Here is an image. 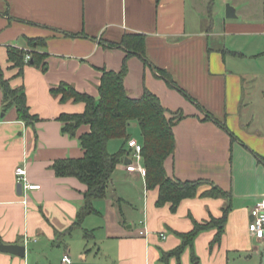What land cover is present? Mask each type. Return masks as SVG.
Returning a JSON list of instances; mask_svg holds the SVG:
<instances>
[{
    "label": "crops",
    "instance_id": "crops-1",
    "mask_svg": "<svg viewBox=\"0 0 264 264\" xmlns=\"http://www.w3.org/2000/svg\"><path fill=\"white\" fill-rule=\"evenodd\" d=\"M230 3L236 18L217 15L215 0H0L1 73L25 89L38 118L26 124L16 108L3 112L0 89V244L26 246L25 257L0 252V264H65V256L70 264H264V245L249 230L264 198V0ZM128 35L145 37L144 56L120 45ZM32 39L45 44L32 48ZM12 47L46 54L47 71L26 65L21 73L9 61ZM125 62L129 96L150 91L177 119L168 175L209 184L175 212L169 203L159 207V189L126 169L134 161L127 147L107 196L79 223L86 186L57 177L53 165L84 156L79 137L89 127L71 137L59 118L86 105L62 102L52 90L67 85L98 99L104 72H120ZM18 167L41 186L28 192L27 204ZM211 184L230 197H203ZM229 206L219 241L212 228L164 260L182 245L178 233L221 218Z\"/></svg>",
    "mask_w": 264,
    "mask_h": 264
},
{
    "label": "trees",
    "instance_id": "trees-1",
    "mask_svg": "<svg viewBox=\"0 0 264 264\" xmlns=\"http://www.w3.org/2000/svg\"><path fill=\"white\" fill-rule=\"evenodd\" d=\"M145 43L144 36L128 35L120 45L125 46L138 56H144ZM44 44V39H32L30 41L32 48ZM8 54L9 61L13 63L14 67L19 68L21 73L26 65H32L44 72L47 71V55L44 53L35 50L28 52L12 47L9 48ZM27 54L31 56L28 62L26 61ZM127 74L126 62L120 72L105 71L99 87L98 99L89 94L78 92L67 85L52 90L54 95L61 96L62 102L72 100L75 103L86 105L83 113L62 114L59 118L64 124V133L71 137H76L81 127H89V132L79 137L84 156L76 159H59L53 165L57 177H74L86 186L84 193L86 203L80 211L79 223L86 216L96 212L93 204L95 200L104 199L107 196L117 166L126 159L127 147L130 148L129 141L133 139L129 135V129L134 122L138 124L143 136L141 144L142 163L146 169L147 187L159 189L157 201L159 207L169 203L175 212L183 200L196 197L199 188L209 184L208 181L204 180L184 182L168 175L166 160L176 148L173 128L177 119L167 116V110L160 98L150 91H146L141 98L130 97L125 86ZM0 75V89L3 91V112L16 108L20 120L26 124L36 122L38 118L30 112L25 89L23 87L13 88L9 81L4 78L3 73ZM164 76L167 77V75ZM207 118L210 119L211 116L208 114ZM112 140L124 142L122 149L117 153L109 151V143ZM211 185L212 189L203 193V197L226 199L230 197V194L223 189L214 184ZM229 211L230 206L224 210L221 218H212L204 223L195 221L192 231L178 233L182 239V245L173 252L164 253V260L173 256L180 257L188 246L193 245L195 238L200 233L212 228H218L216 241H219L224 233Z\"/></svg>",
    "mask_w": 264,
    "mask_h": 264
},
{
    "label": "built area",
    "instance_id": "built-area-1",
    "mask_svg": "<svg viewBox=\"0 0 264 264\" xmlns=\"http://www.w3.org/2000/svg\"><path fill=\"white\" fill-rule=\"evenodd\" d=\"M31 56L28 55L26 61L28 62ZM129 147L133 149V158L135 161L131 162L126 166L129 172H139L143 176L146 175V169L143 166L142 159V145L138 143L137 140L132 139L129 141ZM16 176L18 183L23 185V194L25 196L24 203L27 204V195L29 191L40 189V185L32 184L28 178V171L25 167H18L16 169ZM252 221L249 225V230L251 234L264 245V198L258 202L251 212ZM142 234L145 231L141 232ZM163 239L166 238L165 234H161ZM65 264H70L71 259L69 256L63 258Z\"/></svg>",
    "mask_w": 264,
    "mask_h": 264
},
{
    "label": "rangeland",
    "instance_id": "rangeland-1",
    "mask_svg": "<svg viewBox=\"0 0 264 264\" xmlns=\"http://www.w3.org/2000/svg\"><path fill=\"white\" fill-rule=\"evenodd\" d=\"M231 0H226V2H224V0H215V4H216V12L217 15H220L219 12H221V16L223 15V11L226 10L227 5L231 4L230 3ZM215 13V14H216ZM219 13V14H218ZM129 135L132 138H135L139 141L142 142L143 141V136L141 133V130L138 126V124L136 122L132 123L130 129H129ZM124 142L122 140H114L109 147V151L111 153H117L118 151H120L122 149ZM133 157V156H132ZM135 161V160H134ZM120 182L116 183V190L117 192H122L123 191V185H125V183L119 179ZM124 183V184H123Z\"/></svg>",
    "mask_w": 264,
    "mask_h": 264
},
{
    "label": "water",
    "instance_id": "water-1",
    "mask_svg": "<svg viewBox=\"0 0 264 264\" xmlns=\"http://www.w3.org/2000/svg\"><path fill=\"white\" fill-rule=\"evenodd\" d=\"M226 15H227V18H230V19L237 17L236 9L231 4L227 5ZM17 190H18L19 195L23 194V185L21 183H18ZM0 252L10 253L13 255L25 257L26 256V246L0 244Z\"/></svg>",
    "mask_w": 264,
    "mask_h": 264
}]
</instances>
